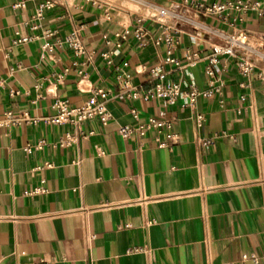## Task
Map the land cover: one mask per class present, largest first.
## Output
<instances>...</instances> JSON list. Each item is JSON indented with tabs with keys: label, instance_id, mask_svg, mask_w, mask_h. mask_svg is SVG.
Instances as JSON below:
<instances>
[{
	"label": "crops",
	"instance_id": "1",
	"mask_svg": "<svg viewBox=\"0 0 264 264\" xmlns=\"http://www.w3.org/2000/svg\"><path fill=\"white\" fill-rule=\"evenodd\" d=\"M46 1L0 0V264H264V0H242L249 8L234 25L185 0H50L37 16ZM166 25L183 63L232 36L249 45L220 56L219 91L193 105L133 98L125 82L147 90L158 81L143 66L165 72L164 83L216 88L203 61L165 63L156 40ZM74 30L84 54L61 43ZM46 41L54 47L43 54ZM243 56L256 63L249 74ZM95 88L108 93V122L79 130L45 120L57 100L79 106ZM161 113L171 122L162 132L119 133ZM67 133L77 139L63 146Z\"/></svg>",
	"mask_w": 264,
	"mask_h": 264
},
{
	"label": "built area",
	"instance_id": "2",
	"mask_svg": "<svg viewBox=\"0 0 264 264\" xmlns=\"http://www.w3.org/2000/svg\"><path fill=\"white\" fill-rule=\"evenodd\" d=\"M186 4H189L191 7L195 8L199 12L203 13L205 16H215L221 18L224 22L234 25L239 19V14L245 12L249 8V3L243 2L242 0H228L225 2H214L209 5H204L198 2L185 0ZM19 6H24V2L18 4ZM55 3L53 1H46L42 4L37 11V16H42L43 12L46 9L53 8ZM234 13L237 15L234 16ZM169 25H166L165 28V36L163 38H159L156 40L157 43L164 41L167 45V56L165 58V63L173 66L176 69H184L186 67L192 68L197 66L199 61H203L206 66V72L211 77V86L216 88L211 89H199L197 86L193 84H188L185 81L180 82H168L164 83L166 79L165 72H159L157 68H149L147 66H143V71L148 72L152 75H155L158 79L157 83L147 90H142L138 86L132 85L129 81L125 82L122 85V88L125 89L129 96L133 98H142L144 100H149L152 98H163L166 101L173 105L176 104L179 98L184 100V106L193 105L196 103L200 96L210 97L215 92L219 91V87L216 85V81L214 78L215 70L214 65L217 64L220 60V56L229 55L234 57H239V53L237 52V48L239 46H248L246 36L242 37H229L227 43L224 44H212L209 46L211 53L201 57L199 53H186L185 59L186 63H183L179 58L174 56L173 51L176 49L178 40L177 37L172 34L169 30ZM129 31L125 30L122 37L128 34ZM49 35H52V32H49ZM119 35V34H118ZM135 37L139 40H143L146 37V30L143 26H139L135 29ZM30 38H22L20 41L24 42L29 40ZM61 43H66L69 45L76 54H84L86 51V47L83 41L82 36L80 35L78 30H74L70 34L66 36V38L61 41ZM141 46H145L146 43L141 41ZM120 46V43L117 44ZM53 44L50 41H46L43 46V54L50 52L53 50ZM256 67V63L247 58L246 56L239 58V68L245 74H249ZM86 75V74H85ZM260 75L264 77V72L261 71ZM244 83H240V87H244ZM244 99V97H242ZM108 93L102 88H95L92 90L91 96L88 100H86L83 104L75 107L69 106L67 101L57 100L54 104L56 113L52 116H48L45 118L46 121L54 123V124H74L78 126L81 130V125H83L86 121L94 118H99L102 122L106 123L112 118V114L108 109ZM7 121L14 122L19 119L12 118V112H7ZM200 120L203 119V116H198ZM23 119L37 121V119L30 118L25 116ZM21 120V119H20ZM171 127V122L163 118V113L159 116H150L146 121L139 122L137 125H125L119 129V133L124 138H129L133 134L145 135L147 132L151 130H158L162 132L164 129ZM76 136L67 133L66 137L60 141L61 145H70L76 141ZM160 146H165L164 142L159 144ZM43 143H40L36 146H28L26 148L27 152H32L34 149L42 148ZM43 187H38L35 189V192H43ZM1 218V216H0ZM248 257V256H244Z\"/></svg>",
	"mask_w": 264,
	"mask_h": 264
},
{
	"label": "rangeland",
	"instance_id": "3",
	"mask_svg": "<svg viewBox=\"0 0 264 264\" xmlns=\"http://www.w3.org/2000/svg\"><path fill=\"white\" fill-rule=\"evenodd\" d=\"M107 1H113V0H107ZM115 1L117 3H121V4L126 3L128 5H135L136 7H138V6L142 5L144 2H146L147 0H115Z\"/></svg>",
	"mask_w": 264,
	"mask_h": 264
}]
</instances>
